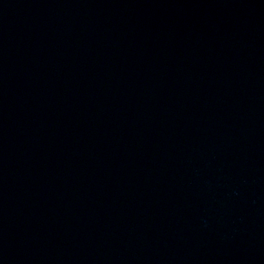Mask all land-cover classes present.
<instances>
[{
  "label": "water",
  "instance_id": "1",
  "mask_svg": "<svg viewBox=\"0 0 264 264\" xmlns=\"http://www.w3.org/2000/svg\"><path fill=\"white\" fill-rule=\"evenodd\" d=\"M0 264H264V0H0Z\"/></svg>",
  "mask_w": 264,
  "mask_h": 264
}]
</instances>
